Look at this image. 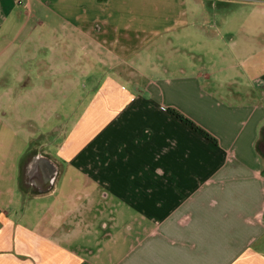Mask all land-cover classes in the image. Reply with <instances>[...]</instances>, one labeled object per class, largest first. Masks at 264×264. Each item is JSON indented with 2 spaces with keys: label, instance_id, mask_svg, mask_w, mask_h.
I'll return each mask as SVG.
<instances>
[{
  "label": "crops",
  "instance_id": "obj_1",
  "mask_svg": "<svg viewBox=\"0 0 264 264\" xmlns=\"http://www.w3.org/2000/svg\"><path fill=\"white\" fill-rule=\"evenodd\" d=\"M214 2L201 3L214 5V13L208 6L180 15L210 23L214 32L193 36L211 45L179 50L172 60L159 44L144 54L149 45L140 46L139 34L149 33L136 9L116 7L139 0H0V264H264V69L250 64L251 55L219 61L225 50L264 51V15L258 39L237 40L231 31L228 40L218 32ZM93 69L109 71L95 76ZM73 71L86 85L101 86L98 105L65 125L61 143L60 133L48 140L55 127L42 132L22 108L27 96L36 101L60 84L79 85ZM74 169L88 201L104 190L120 212H131L128 229L140 234L129 233L120 256L109 250L101 260L103 248L80 241L75 221L84 204L73 201L76 191L54 199ZM42 199H51L45 216L23 226L26 214L37 212L30 203Z\"/></svg>",
  "mask_w": 264,
  "mask_h": 264
},
{
  "label": "rangeland",
  "instance_id": "obj_2",
  "mask_svg": "<svg viewBox=\"0 0 264 264\" xmlns=\"http://www.w3.org/2000/svg\"><path fill=\"white\" fill-rule=\"evenodd\" d=\"M143 0H139V3L136 6H130L126 4L116 5L121 11L130 12L132 9H136L139 16L140 24H144L147 32L149 33L147 37H144L143 31L140 30L139 34V44L140 46H148L147 51H144L146 54L149 50H152L154 46L158 45L160 47H165L167 50L172 52V60L179 59L181 57L179 50H184L185 48L188 51L195 50H205L211 44L207 43V39L195 38L194 33L213 31L214 28L210 26V23L207 25L198 18H189L185 20V17L180 15L184 12H187L189 15H197L202 12L204 8H208V13H214L216 7L214 5L203 6L201 3H215L214 0H147L146 4H141ZM217 1V11H218V20L217 27L218 32H220V37L230 40L228 33L234 31V38L237 40L240 39H251L255 33L262 28L261 20L264 15V0H216ZM58 11V10H56ZM260 20V21H259ZM245 30L249 31L251 36L244 35ZM261 26V28H260ZM188 34L189 37H182ZM253 39H258L255 36ZM155 42L154 45L150 44ZM170 42V43H169ZM224 45L219 44L218 48L220 51H224ZM232 50V49H231ZM231 50L228 52H220L219 61L220 62H243L246 60L248 55L252 56L250 64H259V69H264V51L258 49L257 47H252L249 54H239L233 53ZM215 52H213V56ZM188 60H194L189 53L186 55ZM225 57V59H224ZM215 59V58H214ZM213 58L204 59L205 62L214 60ZM166 60V59H165ZM199 61V60H198ZM130 63V61L128 60ZM95 76H99L101 73H105L104 69H93L91 70ZM131 71V70H130ZM74 77L77 78L78 72H72ZM252 73V71H251ZM130 76V75H128ZM81 81L79 85L75 86H65L60 84L56 88L58 90L53 91L52 95L42 96V92L38 96H35L36 101L28 100L27 103L22 108L25 111V114L29 116H34L37 119V123L42 127V132L52 130L55 127L54 132L45 133L48 140H53L54 137L59 135L58 140L62 141L65 137L63 133V128L65 125H71L72 120L76 121L85 113H87V108L92 109L93 111L97 103H94L96 99V94L98 93L101 86L97 85H86L85 81H82V78L79 76ZM99 77H96V80ZM226 88H231L235 90L237 87L233 85L226 84L223 86ZM246 88V87H245ZM65 92V93H64ZM89 93V94H88ZM65 94V95H64ZM88 94V96H87ZM48 105H46V104ZM96 104L92 106V104ZM92 106V107H90ZM92 113V112H91ZM57 133V134H56ZM99 131L92 132V135H97ZM264 138V137H263ZM73 181L66 184V181L61 184L60 191L58 195L54 198L60 199L62 191H71L72 189L76 191L77 196L72 197L73 201L78 205L82 206L83 216L75 221V217L72 218V221L79 222L80 225L76 229V233L79 234L80 241L88 244L92 249L98 247L103 248L104 252L100 256L101 260H106V256H109V250L113 252V255L116 257L123 254L131 244L132 238L129 237L130 234L138 233L135 230H129V226L126 223L131 219V212H120L121 208L118 203V199L113 196L103 198L104 190H98V197L94 200L88 201L87 198L83 197L84 192L86 191L83 186V181L81 180V175L75 169L72 170ZM98 187V185H96ZM93 188V184L90 186ZM60 195V197H59ZM51 199H42L36 202L32 201L29 206H34L37 208V212H28L26 217L22 220L23 226L35 225L40 217L45 216L44 212L41 213L44 209L45 203H49ZM77 205V206H78ZM118 210L120 213L110 214L107 213L108 210ZM106 212V213H105ZM48 215V221H50V215ZM106 216L107 223L110 225L108 228H104L103 217ZM114 218V221L111 220ZM105 219V218H104ZM103 220V221H102ZM90 224V225H89ZM88 225V227H87ZM91 226V227H90ZM140 234V233H138ZM137 237V234L133 235ZM135 237V238H136ZM78 238V241H79ZM134 239V238H133ZM95 259H99L96 258Z\"/></svg>",
  "mask_w": 264,
  "mask_h": 264
},
{
  "label": "trees",
  "instance_id": "obj_3",
  "mask_svg": "<svg viewBox=\"0 0 264 264\" xmlns=\"http://www.w3.org/2000/svg\"><path fill=\"white\" fill-rule=\"evenodd\" d=\"M172 114L174 116H176L178 119H180L181 121H183L184 123H186L188 126H190L194 131H196L197 133L202 135L204 138L213 142L214 144H217V139L215 137H213L205 129H203L202 127H200L196 123H194L192 120H190L189 118H187L186 116L180 114L179 112H177L175 110H172ZM259 147H260L261 151L264 150V142H262Z\"/></svg>",
  "mask_w": 264,
  "mask_h": 264
}]
</instances>
